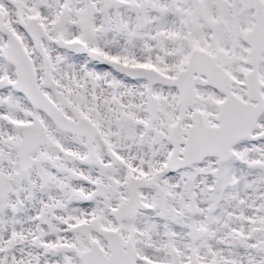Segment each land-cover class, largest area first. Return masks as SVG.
Instances as JSON below:
<instances>
[{
    "label": "snow or ice",
    "instance_id": "6c2138e0",
    "mask_svg": "<svg viewBox=\"0 0 264 264\" xmlns=\"http://www.w3.org/2000/svg\"><path fill=\"white\" fill-rule=\"evenodd\" d=\"M0 264H264V0H0Z\"/></svg>",
    "mask_w": 264,
    "mask_h": 264
}]
</instances>
